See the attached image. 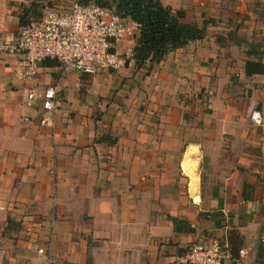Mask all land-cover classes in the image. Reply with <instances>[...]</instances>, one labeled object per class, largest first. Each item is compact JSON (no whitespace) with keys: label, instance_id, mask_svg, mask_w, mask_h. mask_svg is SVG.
<instances>
[{"label":"crops","instance_id":"0c3cea01","mask_svg":"<svg viewBox=\"0 0 264 264\" xmlns=\"http://www.w3.org/2000/svg\"><path fill=\"white\" fill-rule=\"evenodd\" d=\"M40 1L0 0V44ZM158 1L207 25L151 67L91 76L49 59L22 77L20 53L0 51V264H169L213 240L222 264H264V126L250 121L264 70L246 72L264 65V0Z\"/></svg>","mask_w":264,"mask_h":264},{"label":"built area","instance_id":"2783aa9c","mask_svg":"<svg viewBox=\"0 0 264 264\" xmlns=\"http://www.w3.org/2000/svg\"><path fill=\"white\" fill-rule=\"evenodd\" d=\"M136 30L137 25L131 20L94 2L71 0L68 10L58 11L53 0H48L39 19L21 26L15 41L1 43L0 51L20 53L18 65L22 77L34 76L39 65L49 59L55 60L65 72L92 76L135 63L132 54H119L115 45L125 37L133 38ZM55 97L56 87H46L39 110L41 125L50 122L56 108ZM250 121L254 126H264V116L258 110L251 113ZM224 258L220 241L213 240L208 245L200 242L189 245L169 264H222Z\"/></svg>","mask_w":264,"mask_h":264},{"label":"trees","instance_id":"16d2710c","mask_svg":"<svg viewBox=\"0 0 264 264\" xmlns=\"http://www.w3.org/2000/svg\"><path fill=\"white\" fill-rule=\"evenodd\" d=\"M94 2L102 7L114 10L122 18H127L137 25L139 37L132 50L135 66L146 63L150 67L162 57L186 45L190 41L202 39L207 23L202 27L183 23V14L173 13L169 7L158 0H80ZM23 24L21 26H25ZM264 65L260 61L247 62L246 72L262 73Z\"/></svg>","mask_w":264,"mask_h":264},{"label":"rangeland","instance_id":"374dc122","mask_svg":"<svg viewBox=\"0 0 264 264\" xmlns=\"http://www.w3.org/2000/svg\"><path fill=\"white\" fill-rule=\"evenodd\" d=\"M48 2V0H41L40 1V8L39 11L42 13L43 7L44 5H46V3Z\"/></svg>","mask_w":264,"mask_h":264}]
</instances>
